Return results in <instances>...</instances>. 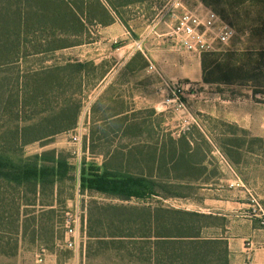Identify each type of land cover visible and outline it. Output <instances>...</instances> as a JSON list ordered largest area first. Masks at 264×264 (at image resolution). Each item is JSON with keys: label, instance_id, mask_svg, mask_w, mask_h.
<instances>
[{"label": "trees", "instance_id": "1", "mask_svg": "<svg viewBox=\"0 0 264 264\" xmlns=\"http://www.w3.org/2000/svg\"><path fill=\"white\" fill-rule=\"evenodd\" d=\"M156 1L0 0V242L9 234L4 228L9 220L17 223V235L24 234L21 216L27 217L29 207H36L45 192L54 197L57 185L68 177L69 163L60 153L27 156L26 148L74 130L81 101L63 99V94L73 82L82 92L90 79L102 76L101 66L93 63L68 59L44 65L48 60H43L25 68L26 60L80 45L91 27L112 24L114 15L123 20L122 10ZM71 38L80 40L69 43ZM220 55L203 54L206 83H234L235 75L252 72L249 62L254 57L264 58V50L228 52L225 63L218 62ZM10 67L15 73L13 80L6 76ZM207 69H218L228 76L208 80ZM253 69L262 72L264 64ZM136 118L134 114L114 119L110 123L116 127L113 132L122 131V138L129 140L136 137ZM160 124L161 120L157 127ZM158 130L150 149L135 143L118 146L105 154L101 168L92 166L88 173L83 169L82 191L118 200L94 204L89 238L115 251L116 258L134 257L145 262L155 258L156 264H229L227 242L202 237V230L213 225L206 221L212 216L167 208L160 200L148 204L156 197L187 198L181 193L185 184L180 182L195 169L207 171L200 166L208 152H190L185 135L175 139L171 133ZM42 207L53 210L54 202ZM33 223L38 224L36 217ZM17 252L18 245L8 250L0 243L1 254L14 256Z\"/></svg>", "mask_w": 264, "mask_h": 264}, {"label": "rangeland", "instance_id": "2", "mask_svg": "<svg viewBox=\"0 0 264 264\" xmlns=\"http://www.w3.org/2000/svg\"><path fill=\"white\" fill-rule=\"evenodd\" d=\"M205 1L210 5L206 4L204 0H184V4L187 9L203 5L214 10L233 26L237 33L229 44H215L214 51L209 52L221 54L218 62L225 63V55L228 52L264 50V0ZM138 11L146 14V16H151L153 13L150 4L146 3L139 10L136 9L135 12L122 10V18L132 19L134 23L139 24ZM91 29L94 31V28L91 27ZM91 36L96 38L94 35ZM76 40L80 39L71 38L68 42L73 41L72 43H74ZM121 42V38H117L112 45L119 46ZM71 50L74 49L66 48L44 56H30L26 60L27 65H25V68L38 65L43 60H48L44 65L64 63L71 57L69 54ZM249 63L252 72L246 75L243 74L241 77L235 75L237 80L234 83H213L206 89L207 94H201L199 89L194 92L190 89L184 100L187 102L189 100L188 94L192 93L197 94L194 98L211 96L218 99L212 101V106L216 104L225 106V108L223 107L224 112L243 113L245 108L250 107V105L264 109V105H260V103L264 104V71L259 72L253 69L263 65L264 58L254 57ZM12 68L10 67V71L6 76L13 80L15 73ZM205 75L208 80L212 81L228 76L218 69H207ZM83 92V90L82 92L79 90L77 83L73 82L62 98L74 102L81 101L80 116H83L82 123L86 124L87 113L83 115L86 110L83 99L86 97H84L85 93ZM128 93L126 92V95ZM158 94H160L159 89ZM166 95L167 92L162 100ZM125 101V104L121 100L114 101L108 105L107 110L109 114H112L115 110H121L122 108L130 109V111L133 108L135 109L136 112L130 116L136 114L138 120L137 126L133 130L136 137L130 140L122 138V132H113L116 130L113 123L106 128H101V124H97L91 125V136L88 137L82 132L81 142L78 144L72 142V130L59 134L49 141L38 142L26 148L25 154L27 156L42 154L46 151L60 153L69 163V173L68 177L57 185L54 197L45 192L36 203V207H29L28 216H21V220H24L25 223L24 234L21 232L19 235L16 234L17 223L14 224L9 220L4 224L5 231L9 234H6V239L0 243L8 250L18 245V252L14 256H6L0 253V264H34L41 247H45L49 252H60L58 245L65 237L64 221L67 211L77 213L78 209L81 210L83 206H87L88 216H90V210L95 207V203L118 202L100 194L82 191L81 180L83 169L88 173V169L93 166L92 164H94L97 157L101 156L102 160H105V154L113 151L116 146L132 143H135L138 147L148 144L151 147L154 145L159 132L158 129H160V127H157V130H155V123L158 126L161 120L160 116L150 117V109L146 108L148 106L137 104L130 99ZM103 109L106 108L103 107ZM159 109L165 110L163 105L159 106ZM187 109V113L198 112V110L204 109V106H193L187 103ZM173 111L177 112L173 109H167L164 112L171 114ZM104 115L102 107L98 105L93 116L96 120H99ZM37 116V118L42 117V115ZM220 131L218 134L213 135V141L220 149V153H210L206 157V172L195 169L190 176L192 179L203 176V180L212 183H209V185L185 184L181 193L188 197L175 199L176 201L173 202L180 207L188 205L193 209H210L213 213L225 215L223 221L215 217H211L206 221L213 225L231 227V232L242 236L246 245L253 243L254 246H264V137L260 141L261 137H252L243 129L232 126L222 128ZM197 144L208 150L202 141H197ZM88 146L91 148V153L85 151ZM92 153L95 155L94 157H92ZM197 156L196 161L199 159V155ZM101 157L99 160H101ZM176 184H179V182ZM0 192H2L1 189ZM51 202H54L53 210L42 207V204H50ZM132 204L138 203L132 201ZM34 217L37 218L38 224L33 223ZM2 225L0 222V227ZM211 232L215 233L217 231ZM221 232L218 231L219 234ZM88 234V232L85 234L86 239L87 237L89 239ZM89 240L86 244V253L90 258L88 264H117L113 259L116 258L115 251L111 252L105 245H98L93 239ZM61 252L64 255H69L71 251L63 249ZM246 261V264H251L249 259Z\"/></svg>", "mask_w": 264, "mask_h": 264}, {"label": "crops", "instance_id": "3", "mask_svg": "<svg viewBox=\"0 0 264 264\" xmlns=\"http://www.w3.org/2000/svg\"><path fill=\"white\" fill-rule=\"evenodd\" d=\"M168 2L169 0H159L149 3L153 11L151 16H146V14L138 11L139 24L134 23L132 19L123 18L122 20L114 15L112 24L93 26L94 31L90 29V34L85 37L82 44L69 47L74 49L69 52L71 62L93 63L95 67L101 66L102 71L100 78L88 81L83 87L84 97H86L83 99V105L86 106L83 115L87 113V121L86 124H83V116H79L78 125L75 129H80L81 133L84 132L89 137L92 133L91 125L101 124V128H106L114 119L125 115L131 117L130 115L136 112L134 108L132 111L122 108L115 110L112 114H109L107 110L108 105L114 101L121 100L125 104V100L130 99L137 104L148 106L146 108L150 109V117L159 115L161 119L160 129L164 133H171L175 139L185 135L191 144L190 152H208V156L210 153H220V149L213 141V135L221 132L220 129L229 126L243 129L250 136L261 137L262 139L264 137V109L261 107L250 105V107L245 108L243 113L224 112L223 107L225 108V106L220 104V106L218 104L212 106V101L218 99L211 96L194 98L197 94L189 93L187 103L193 106H204V109L188 113L173 111L171 114H166L165 110L159 109V106L163 105L162 98L167 92L164 85L165 81L182 83L186 89V94L190 89L193 92L199 89L201 94H207L206 89L212 85L204 81L201 58L181 50L168 37L167 33L172 22L169 16ZM144 4L134 5L125 10L135 12ZM181 12L179 11V13ZM91 35L96 36V38H92ZM117 38H121L122 42L119 46H113L112 43ZM150 65L157 68L159 74L150 69ZM158 89L160 94H158ZM126 92L129 93L126 95ZM98 105L102 107L105 115L96 120L93 115H95ZM260 105L264 104L260 103ZM103 107L106 109L104 110ZM115 113H121V115L114 116ZM135 122H138L137 118ZM155 130H157L156 123ZM197 141H204L208 150L197 144ZM146 147L150 149L151 145L148 144ZM85 151L91 153L90 146ZM94 156L93 154L92 157ZM100 157H97L96 162L94 161L92 164L94 167L101 168L103 166L104 160L102 157L99 160ZM206 163L207 160L205 159L200 167L207 168ZM190 176L180 183L187 185H209L212 183L203 180V176H198L196 179H192ZM175 199L177 198L156 197L148 204H154L156 200H160L163 206L175 210L198 212L222 221L225 216L213 213L210 209H193L188 205L177 206L173 202ZM77 212H82L81 238L78 240V245L72 250L59 248L60 252H50V259L53 264H88L90 261L86 253V244L90 238L87 237L86 239L85 236L89 228L88 208L83 206V209H78ZM211 231L217 232L212 233ZM218 231L222 232L219 234ZM202 237L211 240H225L229 264H246L247 259L251 261V264H264V246H254L253 243L246 245L242 236L231 232V227L212 225L202 230ZM63 249L71 252L69 255H64L61 252ZM113 259L117 264L119 262L121 264H156L155 258H151L147 262L134 257Z\"/></svg>", "mask_w": 264, "mask_h": 264}, {"label": "built area", "instance_id": "4", "mask_svg": "<svg viewBox=\"0 0 264 264\" xmlns=\"http://www.w3.org/2000/svg\"><path fill=\"white\" fill-rule=\"evenodd\" d=\"M170 18L172 20L167 33L168 37L179 48L192 56L202 58L203 54L214 51L215 44L227 45L235 37L236 30L225 21L217 12L203 5L187 9L184 0H169ZM179 11H182L179 13ZM150 69L158 72L153 65ZM159 74V72H158ZM167 95L163 100L165 110H176L187 113L186 89L180 82L165 81ZM80 129H74L71 135L72 142H81ZM82 212L65 213V237L58 245L60 248L75 249L81 238ZM35 264H53L50 252L41 247L36 256Z\"/></svg>", "mask_w": 264, "mask_h": 264}]
</instances>
